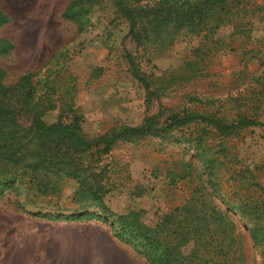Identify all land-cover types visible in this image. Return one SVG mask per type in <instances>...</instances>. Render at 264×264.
<instances>
[{
  "label": "rangeland",
  "instance_id": "374dc122",
  "mask_svg": "<svg viewBox=\"0 0 264 264\" xmlns=\"http://www.w3.org/2000/svg\"><path fill=\"white\" fill-rule=\"evenodd\" d=\"M76 1L0 0V13L8 18L0 27V39L13 45L0 57L2 84L12 87L28 78L22 122L27 124L30 110L40 105L46 122L77 119L85 134L95 135L145 121L159 126L166 116L184 108L228 115L234 99L248 111L252 101L261 99L256 118L262 126L240 130L231 142L238 166L252 170L244 180L264 196V21H254L248 42L243 35H234L231 27L218 29L213 37L223 41L221 52L190 80L176 78L186 72L185 61L192 58L200 38L180 37L161 54L152 49L140 52L142 71L159 79L152 86L156 96L150 97L122 59L120 42L127 28L114 0H84L74 6L82 28L63 17ZM259 40L263 43L257 44ZM185 152L189 151L184 145L151 136L117 143L105 158L128 165L130 176L150 183V190L141 198L115 191L110 209L120 214L146 206L152 219L160 218L181 196L167 186L162 165ZM75 190L73 181H64L61 192L48 198L26 195L21 186L6 190L0 196V264H150L98 220H57V214L70 213L64 209L74 208L70 200ZM230 217L241 228L247 223L238 212ZM242 236L247 243L245 231ZM248 258L259 263L258 254L252 255L246 246L242 263L251 264Z\"/></svg>",
  "mask_w": 264,
  "mask_h": 264
},
{
  "label": "trees",
  "instance_id": "16d2710c",
  "mask_svg": "<svg viewBox=\"0 0 264 264\" xmlns=\"http://www.w3.org/2000/svg\"><path fill=\"white\" fill-rule=\"evenodd\" d=\"M82 1L77 0L63 13L80 28L84 23L73 7ZM114 5L127 28L120 42L122 59L132 79L150 97L156 96L152 86L159 79L142 71L140 52L152 49L161 54L180 37L200 38L192 58L185 61L186 72L176 78L190 80L221 52L223 41L213 37L218 29L231 27L234 35H243L248 42L254 21H264V0H114ZM6 23L8 18L0 13V27ZM12 50L10 42L0 39V57ZM3 78L0 70V196L21 186L26 195L54 197L64 181H73L76 190L70 204L74 208L64 209L70 213L55 218L98 220L150 264H244L246 246L259 256V263L248 258L249 262L264 264V196L244 180L252 170L238 166L231 142L240 130L262 126L256 118L261 99L252 101L248 111L234 99L228 115L184 108L166 116L159 126L145 121L88 135L77 119L46 122L40 105L30 110L24 124L20 112L27 106L28 78L12 87L4 86ZM144 136L173 141L189 151L161 166L167 186L181 196L177 205L156 220L146 206L118 214L109 204L115 191L141 198L150 190V183L130 176L128 165L105 158L117 143ZM224 178L227 181L222 184ZM232 212L247 220L242 228L230 217ZM244 231L249 243L241 240Z\"/></svg>",
  "mask_w": 264,
  "mask_h": 264
}]
</instances>
